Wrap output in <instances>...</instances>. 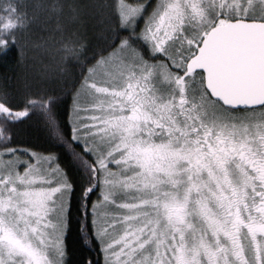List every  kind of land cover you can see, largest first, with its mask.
<instances>
[{
	"label": "snow or ice",
	"instance_id": "6c2138e0",
	"mask_svg": "<svg viewBox=\"0 0 264 264\" xmlns=\"http://www.w3.org/2000/svg\"><path fill=\"white\" fill-rule=\"evenodd\" d=\"M33 21L59 87L0 84V264H73L74 202L102 264H264V0H0V57Z\"/></svg>",
	"mask_w": 264,
	"mask_h": 264
},
{
	"label": "trees",
	"instance_id": "16d2710c",
	"mask_svg": "<svg viewBox=\"0 0 264 264\" xmlns=\"http://www.w3.org/2000/svg\"><path fill=\"white\" fill-rule=\"evenodd\" d=\"M39 0H21L22 5H33ZM68 4H88L94 5L103 3L104 0H65ZM110 2V0H109ZM118 3L119 0H116ZM90 11L93 9H89ZM29 15H33L34 9L29 7L27 9ZM73 30V26L69 25L67 31L64 33L65 38ZM17 35L21 38V42L27 41V49L25 52V59L18 62L15 51L10 53L7 57H0V84L11 83L14 86L23 85L25 82H35L41 80V73L45 74L46 83L50 87H59V77L55 71L57 64L61 62V53L54 49L58 47L60 41L57 38L55 43L47 41L49 35L48 31H42L39 21H33L28 28L22 29ZM59 33H57V37ZM44 39L47 45L44 48H34L32 44ZM89 39L93 40L92 33H89ZM44 65H48L45 70ZM65 68L66 76H77L80 72V65L75 57L68 56L62 63ZM51 77V79H47ZM70 104V101H69ZM21 138L31 140L35 144L45 145L44 134L36 127L27 128L22 133ZM46 146V145H45ZM54 152L59 153L60 149H53ZM97 192L92 194V200L97 199ZM78 204L74 202L71 214L70 230L66 233L65 244L71 254L73 264H79L82 260L92 259L93 261L100 260L102 264V256L99 254L97 247L85 244L82 239L81 224L83 221V209L77 211Z\"/></svg>",
	"mask_w": 264,
	"mask_h": 264
},
{
	"label": "rangeland",
	"instance_id": "374dc122",
	"mask_svg": "<svg viewBox=\"0 0 264 264\" xmlns=\"http://www.w3.org/2000/svg\"><path fill=\"white\" fill-rule=\"evenodd\" d=\"M98 194H99V193H98ZM98 194H97V195H98Z\"/></svg>",
	"mask_w": 264,
	"mask_h": 264
}]
</instances>
